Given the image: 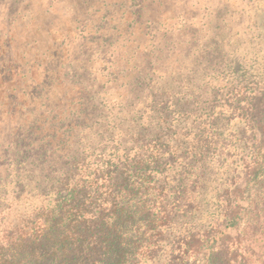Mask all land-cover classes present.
Masks as SVG:
<instances>
[{"label": "trees", "instance_id": "obj_1", "mask_svg": "<svg viewBox=\"0 0 264 264\" xmlns=\"http://www.w3.org/2000/svg\"><path fill=\"white\" fill-rule=\"evenodd\" d=\"M28 1L0 36V264H245L227 232L264 178L252 71L197 29L202 54L173 58L192 28L151 27L144 0Z\"/></svg>", "mask_w": 264, "mask_h": 264}, {"label": "rangeland", "instance_id": "obj_2", "mask_svg": "<svg viewBox=\"0 0 264 264\" xmlns=\"http://www.w3.org/2000/svg\"><path fill=\"white\" fill-rule=\"evenodd\" d=\"M150 2V0H144L143 5L146 7L145 10L148 11H144L146 14L145 17H152L151 21H154L149 22L151 27L156 28L159 24H163L161 28L164 29H180V27L183 26H187L190 29L192 28L190 31L188 30L185 32L187 34V44H180V48H178L173 55V58L177 60H188V55H192V59H197L202 54L194 51L197 46H194L193 49L190 48L193 39L192 33L196 29L199 32L195 35L201 40V45L210 41L216 42L219 36L222 37L219 38L220 40L223 38L225 39L226 55L231 54V51L234 50L233 55L236 56L240 67H243L246 71H252V75L256 76L261 83L258 88L259 101H257L256 107L260 108L261 117L262 115L264 117V0H154V4ZM28 3L31 2L28 0H0V36L4 37L6 35L8 23L11 18L17 17L16 23L19 22V18H25L24 10L25 7L28 6L26 5ZM95 3L99 9L97 14L102 16V4H100L99 1H95ZM249 9L252 13L256 12L259 15L252 18V13L250 16L245 14L247 17H244L245 21L241 22L240 14L247 13V11H250ZM233 13L236 14L233 18L234 20H231L229 15ZM130 19L131 18L127 16L125 20L121 21L120 26H129ZM183 20L185 22L184 24L182 23ZM110 21V25L117 23L114 22L113 19H110ZM143 27L144 26H142V28ZM91 39H93V37H91ZM236 39H239L240 42L243 40L250 42L246 43L244 46H237ZM174 40L183 41V37L175 38ZM168 41L166 42V40H163L161 43L166 44ZM227 45H229V48H226ZM84 49H86V47ZM160 56L163 60L166 54L162 53ZM204 58L206 61H209L213 57L204 55ZM209 65L210 64H204L201 67L203 71H200L198 75H203L206 71L204 68ZM90 67L100 69V64L90 65ZM197 69L200 68L193 67V69H191L192 72L188 69V71H185V74L192 76L196 74L195 71ZM92 73L93 75H97L96 72ZM84 74H86L85 78L89 77V71ZM87 79L81 80L84 89H87V93H85L84 90V94L79 97H83V95L90 92L89 86L93 84V80L88 79L89 82H87ZM72 97L77 98V96ZM61 102L63 105L69 106L66 101ZM4 129H6L4 124H0V132L3 133L2 130ZM259 139L260 136L255 135L254 140L249 141L248 144L252 146L253 143L257 142ZM5 143H8L7 138L0 141V177L3 179L2 181H5L4 178L6 174L3 172L6 170L9 161V156L3 149V147H6ZM10 156L15 159L14 155L10 154ZM3 160L6 162H1ZM12 191H14V186L10 185L8 187V192L11 194ZM248 193L249 194H247L246 191L245 202L243 204L246 215L244 216L242 225L236 230L230 229L227 233L236 238L240 255L245 259V264H264V178L252 185ZM1 211H3V207L0 205V212Z\"/></svg>", "mask_w": 264, "mask_h": 264}]
</instances>
